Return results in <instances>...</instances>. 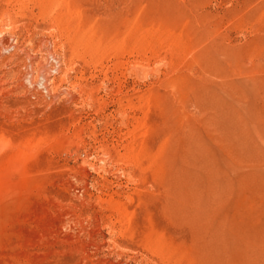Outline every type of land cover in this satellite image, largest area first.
Returning <instances> with one entry per match:
<instances>
[{
    "label": "rangeland",
    "instance_id": "rangeland-1",
    "mask_svg": "<svg viewBox=\"0 0 264 264\" xmlns=\"http://www.w3.org/2000/svg\"><path fill=\"white\" fill-rule=\"evenodd\" d=\"M0 264H264V0H0Z\"/></svg>",
    "mask_w": 264,
    "mask_h": 264
}]
</instances>
